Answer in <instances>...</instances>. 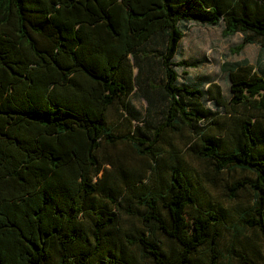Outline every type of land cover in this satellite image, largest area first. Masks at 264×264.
Instances as JSON below:
<instances>
[{"label":"trees","instance_id":"16d2710c","mask_svg":"<svg viewBox=\"0 0 264 264\" xmlns=\"http://www.w3.org/2000/svg\"><path fill=\"white\" fill-rule=\"evenodd\" d=\"M221 22L224 37L242 36L231 54L264 49V0H0V264H220L231 212L233 243L251 230L264 250V77L246 59L223 61L227 101L215 84L177 83L175 67L193 65L173 61L183 28ZM156 36L157 56L140 52ZM143 60L162 72L141 86L161 121L122 136L106 114L129 112ZM183 128L212 184L252 175L222 181L230 207L204 204L181 153L163 150V134ZM121 142L130 150L98 156ZM242 249L241 264H264Z\"/></svg>","mask_w":264,"mask_h":264},{"label":"rangeland","instance_id":"374dc122","mask_svg":"<svg viewBox=\"0 0 264 264\" xmlns=\"http://www.w3.org/2000/svg\"><path fill=\"white\" fill-rule=\"evenodd\" d=\"M222 22L216 26L201 25L198 23H190L184 27V36L181 38L176 55L173 57L174 62H189L192 66H176L178 73L177 83L180 85L187 84L190 87L198 86L202 90H206L208 84H215L220 88L221 95L225 101L229 96V79L222 70L223 61H239L246 59L255 66L256 71L264 77V49L256 44H247L241 52L231 54L229 47L237 44L241 40V34L236 33L233 36L224 37L222 35ZM163 42L160 36L154 37L148 43L142 46L140 52H146L157 56V52L161 50ZM153 57V56H152ZM132 62V61H130ZM143 71L139 74V83L136 90L129 98V112L121 113L118 106L111 108L106 119L109 124L114 127V133L119 135H127L135 131L137 127L146 131L147 125L153 130L160 121L162 116V105L152 106L146 111V101L143 98V78L147 77L153 80L155 84L161 81L162 72L156 62L150 63L149 60L141 61ZM136 69H134V74ZM204 105L214 112L216 119L225 116L224 108L218 106L206 95L203 96ZM205 122V121H204ZM148 128V127H147ZM161 146L167 151L174 147L181 153L183 162L190 170L193 181L201 185V200L204 204L219 203L224 207H230L232 204L224 196L222 181L231 182L233 180L252 177L247 172L240 171H224L218 176L216 184H212L211 179L214 176L211 165L197 159L187 148L190 141V133L183 128L180 133L166 132L163 134ZM122 150H130L125 142L118 143L115 147L102 146L98 151V156L104 159V156H114ZM135 157V156H134ZM106 158V157H105ZM164 169V173L166 168ZM136 181V180H135ZM249 192L244 191L240 194L239 202L241 205L251 201ZM235 216L231 212L225 220L222 227V237L220 240L221 257L220 264H241V261L235 256L236 253L245 251L242 244H250L255 250L264 255L263 240L259 233L246 230L243 235L239 236V242L233 243V233L235 225ZM137 224V221H133ZM123 227H129L130 221L124 220Z\"/></svg>","mask_w":264,"mask_h":264}]
</instances>
